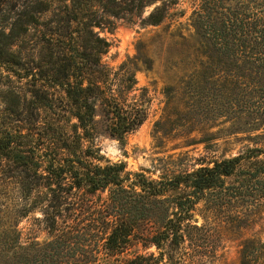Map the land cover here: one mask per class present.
Returning a JSON list of instances; mask_svg holds the SVG:
<instances>
[{"label": "trees", "instance_id": "1", "mask_svg": "<svg viewBox=\"0 0 264 264\" xmlns=\"http://www.w3.org/2000/svg\"><path fill=\"white\" fill-rule=\"evenodd\" d=\"M51 1L32 0L18 11L15 0H0V67L30 77V88L15 95L20 109L8 113L21 124L12 120L0 130V264H100L98 242L110 256L136 248L118 264L212 263L220 234L198 224L197 205L264 197L263 147L154 180L125 171L122 162L102 163L91 144L97 113L120 141L146 117L124 98L135 74L103 63L110 43L96 28L133 15L158 25L177 0H60L61 11ZM193 1L197 60L179 87L189 101L182 125L222 118L228 134L263 135L264 0ZM56 19L52 32L25 43L30 28ZM24 47L36 52L30 66ZM55 61L67 62L63 78L51 72ZM56 87L62 94L51 91ZM34 210L48 238L22 244L19 221ZM254 258L243 247L241 264Z\"/></svg>", "mask_w": 264, "mask_h": 264}, {"label": "rangeland", "instance_id": "2", "mask_svg": "<svg viewBox=\"0 0 264 264\" xmlns=\"http://www.w3.org/2000/svg\"><path fill=\"white\" fill-rule=\"evenodd\" d=\"M15 1L17 10L24 11L32 0ZM50 3L51 9L55 7L61 11L60 0H52ZM194 8L193 0H177L158 25L141 24L139 18L133 15L114 19L111 29L96 28L99 35L110 43L108 51L102 56L103 63L113 72L121 74L123 69L135 74L136 83L124 95L126 102L141 106L146 111L143 123L126 135L123 141L110 136L105 118L100 113L96 114L91 144L99 150L104 159L102 163L105 160L111 163L122 162L127 172L142 173L149 179L159 180L163 176L192 171L201 165H211L215 160L244 154L252 147L264 148V134H228L227 124L223 123L222 118L215 122L196 118L190 125H182L189 118L185 114L187 108L184 107L188 100L183 97L179 87L197 60L195 48L198 45L191 24ZM150 9L146 8L143 15H147ZM51 15L46 13L42 17ZM56 25L57 19L56 23L52 21L49 26L43 23L30 28L25 43L33 42L43 33L49 34L52 32L50 28ZM64 39V46H67V37ZM21 53L29 66L34 64L35 51L24 47ZM66 66L67 62L55 61L51 72L63 78ZM29 78L19 79L0 67V130L12 120L14 125L21 124L15 120L19 117H9L8 113L12 109H20L21 104L15 103V95L30 88L27 81ZM167 87H171V90ZM51 91L62 94L60 87ZM62 125L68 129L67 123ZM258 159H262V156ZM249 166L248 161L241 165L244 169ZM226 182L230 184L235 179L230 177ZM2 210L4 208L0 207V224L1 213L4 212ZM39 217L40 212L34 210L19 221L22 244L48 238L43 224L35 219ZM195 218L198 224L211 225L220 234L216 259L207 264H241L243 247L255 256L248 264H264V197L253 195L223 205L201 201L197 205ZM94 247L99 249L100 264H118L122 258L136 252V248H131L125 254L110 256L104 254L100 242L95 243ZM153 250L150 248L147 251Z\"/></svg>", "mask_w": 264, "mask_h": 264}]
</instances>
